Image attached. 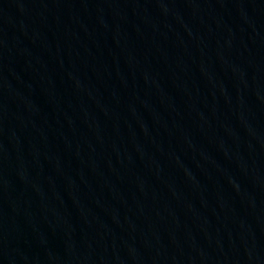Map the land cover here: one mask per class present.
Wrapping results in <instances>:
<instances>
[{"label": "water", "instance_id": "water-1", "mask_svg": "<svg viewBox=\"0 0 264 264\" xmlns=\"http://www.w3.org/2000/svg\"><path fill=\"white\" fill-rule=\"evenodd\" d=\"M0 264H264V0H24Z\"/></svg>", "mask_w": 264, "mask_h": 264}]
</instances>
